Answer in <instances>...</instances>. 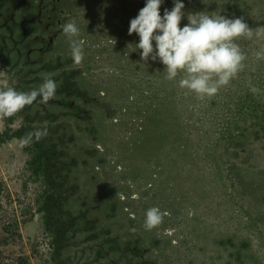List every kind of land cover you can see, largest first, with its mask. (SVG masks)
<instances>
[{
  "label": "rangeland",
  "instance_id": "374dc122",
  "mask_svg": "<svg viewBox=\"0 0 264 264\" xmlns=\"http://www.w3.org/2000/svg\"><path fill=\"white\" fill-rule=\"evenodd\" d=\"M181 2V27L196 12L264 27V0ZM145 4L0 0V89L57 84L0 119V264H264V38L238 41L244 69L201 100L141 60L128 28ZM173 7L163 0L161 15ZM68 22L85 41L79 65ZM36 130L45 173L19 144ZM151 207L166 214L146 230Z\"/></svg>",
  "mask_w": 264,
  "mask_h": 264
},
{
  "label": "clouds",
  "instance_id": "9594fccd",
  "mask_svg": "<svg viewBox=\"0 0 264 264\" xmlns=\"http://www.w3.org/2000/svg\"><path fill=\"white\" fill-rule=\"evenodd\" d=\"M162 2L146 0L138 15L130 20L128 34L138 35L139 43L135 49L141 50V60L158 59L164 65L167 80L172 81L182 75L179 80L182 89L194 93L201 100L214 97L245 67L247 57L238 41L264 38V27L253 30L243 17L229 19L204 12L188 14V24L181 27L185 5L181 0H174V7L165 9L162 16ZM62 31L69 40L72 59L79 65L84 59L85 41L80 38L78 25L65 23ZM255 55L257 60L264 59V48ZM249 85L253 93L258 91L251 82ZM56 90L57 84L50 76L44 77L39 88L31 91H18L13 87L0 89V119L18 114L38 97L47 103L55 98ZM46 135V130L29 132L20 138V147L30 146L34 140L38 142ZM165 214L158 207L149 208L145 213L144 228L152 230L157 227Z\"/></svg>",
  "mask_w": 264,
  "mask_h": 264
},
{
  "label": "trees",
  "instance_id": "16d2710c",
  "mask_svg": "<svg viewBox=\"0 0 264 264\" xmlns=\"http://www.w3.org/2000/svg\"><path fill=\"white\" fill-rule=\"evenodd\" d=\"M17 115V114H16ZM16 115L12 116V117H9L7 119H10L11 121L15 119ZM8 134V133H7ZM27 133H25V131H20V138L24 137ZM33 145L35 148H36V151L38 152V158H41L42 157H45V162H44V165L42 163L39 162V166L40 168H42L44 170V173L45 171H47L49 169V166H50V158L46 156V150L45 149H41V146L38 142H36L35 140L33 141V143L31 144ZM46 168V169H45ZM49 176V175H48ZM49 185H50V182L48 180L47 182ZM52 184V182H51ZM53 185V184H52ZM52 185H50L49 187L51 188L50 191H49V194L46 196V203L44 204L45 206V209L46 210H49L50 208V204H51V201H50V197H51V194H55V190L56 188L52 187ZM54 186V185H53ZM62 192H59L57 193V196L58 197H62Z\"/></svg>",
  "mask_w": 264,
  "mask_h": 264
}]
</instances>
